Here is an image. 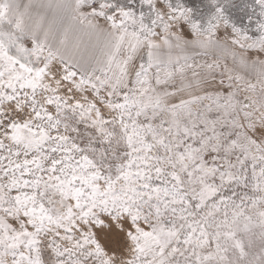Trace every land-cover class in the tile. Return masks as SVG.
<instances>
[{
	"label": "snow or ice",
	"instance_id": "snow-or-ice-1",
	"mask_svg": "<svg viewBox=\"0 0 264 264\" xmlns=\"http://www.w3.org/2000/svg\"><path fill=\"white\" fill-rule=\"evenodd\" d=\"M0 264H264V0H0Z\"/></svg>",
	"mask_w": 264,
	"mask_h": 264
},
{
	"label": "rangeland",
	"instance_id": "rangeland-1",
	"mask_svg": "<svg viewBox=\"0 0 264 264\" xmlns=\"http://www.w3.org/2000/svg\"><path fill=\"white\" fill-rule=\"evenodd\" d=\"M22 2H26V0H22ZM184 2L188 6L198 7V6H202L206 2V0H184ZM234 2L239 4L242 2V0H234ZM248 2H250V0H248Z\"/></svg>",
	"mask_w": 264,
	"mask_h": 264
}]
</instances>
